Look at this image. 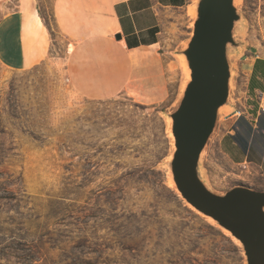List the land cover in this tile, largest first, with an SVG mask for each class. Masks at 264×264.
Instances as JSON below:
<instances>
[{
	"label": "rangeland",
	"instance_id": "1",
	"mask_svg": "<svg viewBox=\"0 0 264 264\" xmlns=\"http://www.w3.org/2000/svg\"><path fill=\"white\" fill-rule=\"evenodd\" d=\"M37 1L50 52L63 57L52 0ZM15 3L0 0V18ZM241 8L246 50L237 62V110L244 105L241 68L264 59V0H241ZM183 17L178 43L189 31L186 7ZM178 80L154 105L126 94L77 100L61 60L26 71L0 64V264H242L231 239L165 183L160 161L168 138L157 111L172 102ZM227 117L204 156L211 187L264 189L262 178L233 168L216 149Z\"/></svg>",
	"mask_w": 264,
	"mask_h": 264
},
{
	"label": "crops",
	"instance_id": "2",
	"mask_svg": "<svg viewBox=\"0 0 264 264\" xmlns=\"http://www.w3.org/2000/svg\"><path fill=\"white\" fill-rule=\"evenodd\" d=\"M187 3L52 0L54 26L66 45L63 57H56L50 52L52 39L38 1L16 0L0 18V64L26 71L61 60L64 83L77 100L126 94L145 105L159 104L180 79L170 51L180 39ZM255 58L259 57L252 58L246 69L240 67L245 78L244 105L221 123L216 149L233 168L264 180V116L259 113L264 81H250ZM240 115L244 121L236 123Z\"/></svg>",
	"mask_w": 264,
	"mask_h": 264
},
{
	"label": "water",
	"instance_id": "3",
	"mask_svg": "<svg viewBox=\"0 0 264 264\" xmlns=\"http://www.w3.org/2000/svg\"><path fill=\"white\" fill-rule=\"evenodd\" d=\"M186 12L187 37L170 51L181 73L176 94L157 111L168 138L160 161L165 183L185 208L231 239L242 264H264V189L235 184L218 191L204 166L221 119L237 110V62L246 50L241 0H190Z\"/></svg>",
	"mask_w": 264,
	"mask_h": 264
},
{
	"label": "trees",
	"instance_id": "4",
	"mask_svg": "<svg viewBox=\"0 0 264 264\" xmlns=\"http://www.w3.org/2000/svg\"><path fill=\"white\" fill-rule=\"evenodd\" d=\"M256 78H261L264 81V59H261V58L255 59V62H254L253 67H252V73H251L250 81L251 80L256 81ZM260 115L264 116L263 113H260ZM243 121H244V117H243V115H240L238 117L236 123H242ZM245 131H246V129H245Z\"/></svg>",
	"mask_w": 264,
	"mask_h": 264
},
{
	"label": "built area",
	"instance_id": "5",
	"mask_svg": "<svg viewBox=\"0 0 264 264\" xmlns=\"http://www.w3.org/2000/svg\"><path fill=\"white\" fill-rule=\"evenodd\" d=\"M259 113L264 114V96L261 98V102L259 104Z\"/></svg>",
	"mask_w": 264,
	"mask_h": 264
},
{
	"label": "bare ground",
	"instance_id": "6",
	"mask_svg": "<svg viewBox=\"0 0 264 264\" xmlns=\"http://www.w3.org/2000/svg\"><path fill=\"white\" fill-rule=\"evenodd\" d=\"M189 13L191 14V10H189Z\"/></svg>",
	"mask_w": 264,
	"mask_h": 264
}]
</instances>
